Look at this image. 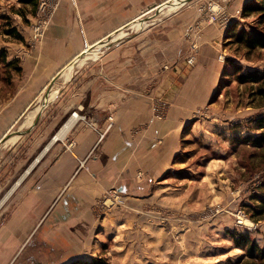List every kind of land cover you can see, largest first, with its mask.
I'll list each match as a JSON object with an SVG mask.
<instances>
[{
  "label": "rangeland",
  "instance_id": "1",
  "mask_svg": "<svg viewBox=\"0 0 264 264\" xmlns=\"http://www.w3.org/2000/svg\"><path fill=\"white\" fill-rule=\"evenodd\" d=\"M64 1L48 15L46 30ZM172 1L148 6L150 10L89 47L69 66L73 74L78 69H96L108 52L109 84L149 92L156 88L149 96L151 112L159 120L176 119L179 143L169 169L154 186H114L94 203L91 242L78 258L90 259L87 255L93 254L113 259L114 264L120 260L129 264H233L245 253L236 245L234 231L250 233L264 244V215L261 220L253 217L259 198H264V147L254 145L252 138L242 141L261 132L256 123L264 117V82H240L235 69L240 65L244 71L263 70L264 49L249 51L231 41L232 30L249 29L256 16H243L247 0H188L169 11L166 5ZM36 2L34 6L28 0H0V34H7L10 26L18 29L30 24L34 40H40L44 35L37 38L33 27L39 21L40 1ZM138 21L144 22L143 27H135ZM9 37H0L4 51ZM93 49H97L94 55L90 54ZM103 71L98 73L103 76ZM81 76L69 83L83 81ZM64 82L58 76L52 85ZM67 95L71 97L70 91ZM63 108L54 106L45 126L33 127L31 135L16 146L0 145V227L9 218L8 206L19 182L35 172L55 129L66 121L60 118L50 130V116L60 115ZM109 120L113 123L112 117ZM46 128V138L34 141ZM48 224V232L54 234V224ZM39 234L27 238V251L20 254L21 248L11 264H63L78 259L66 262L56 243L58 237Z\"/></svg>",
  "mask_w": 264,
  "mask_h": 264
},
{
  "label": "crops",
  "instance_id": "2",
  "mask_svg": "<svg viewBox=\"0 0 264 264\" xmlns=\"http://www.w3.org/2000/svg\"><path fill=\"white\" fill-rule=\"evenodd\" d=\"M166 1L65 0L40 40H34L30 24L18 27L24 39L9 37L5 51L0 38V145L16 146L33 127L40 130L54 106L64 108L50 116V130L66 117L41 154L44 160L28 180L19 182L9 203V218L0 227V264H11L21 248L20 254L26 252L27 238L38 232L50 235L48 222L54 224L50 236L58 237L64 260L78 258L91 242L96 221L92 207L107 189L152 187L169 169L178 150V124L173 116L154 118L149 96L156 88L149 92L127 84L112 87L108 52L96 69H78L65 77L89 47L150 10L148 6ZM102 68L103 76L98 73ZM58 76L66 82L52 85ZM77 76L83 81L72 85ZM54 91L57 100L52 102ZM44 130L34 141L46 138L48 128Z\"/></svg>",
  "mask_w": 264,
  "mask_h": 264
},
{
  "label": "trees",
  "instance_id": "3",
  "mask_svg": "<svg viewBox=\"0 0 264 264\" xmlns=\"http://www.w3.org/2000/svg\"><path fill=\"white\" fill-rule=\"evenodd\" d=\"M33 3L34 6L37 4L36 0H28ZM243 16L250 17L256 16L254 23L249 29H241L238 32L232 30L234 40L249 51L256 49H264V0H247L243 6ZM7 34L23 40L24 37L18 32L16 26H10L7 28ZM237 79L243 83H261L264 82V69L260 70H248L244 71L239 65L235 67ZM260 91L263 92L261 88ZM256 128L260 130V134L257 136L249 135L242 138V141H248L253 139L254 145L258 147H264V117H260L257 120ZM259 206L254 208L253 217L257 220H261V216L264 215V198L261 197ZM236 245L245 250V253L233 264H264V244L257 241L250 233H242L234 231L232 233ZM66 264H110L105 257H92L90 259L78 258Z\"/></svg>",
  "mask_w": 264,
  "mask_h": 264
},
{
  "label": "built area",
  "instance_id": "4",
  "mask_svg": "<svg viewBox=\"0 0 264 264\" xmlns=\"http://www.w3.org/2000/svg\"><path fill=\"white\" fill-rule=\"evenodd\" d=\"M38 7V22L33 24L35 36L42 37L45 34L46 27L49 24L48 17L49 14H52L55 9L60 5L62 0H39ZM97 126V125H95Z\"/></svg>",
  "mask_w": 264,
  "mask_h": 264
},
{
  "label": "bare ground",
  "instance_id": "5",
  "mask_svg": "<svg viewBox=\"0 0 264 264\" xmlns=\"http://www.w3.org/2000/svg\"><path fill=\"white\" fill-rule=\"evenodd\" d=\"M170 3V4H169ZM169 3H167V7H168V9H169V11H171V10H175L177 7H179V6H181L182 4H184V1L183 0H173L172 2H169ZM143 25H144V22H142V21H138L137 23H135V27L136 28H141V27H143ZM115 39V38H114ZM113 40V39H112ZM97 53V49H93L92 50V52L90 53V54H96ZM90 56H92V55H90ZM97 57V56H96ZM95 57V58H96ZM71 72H72V68H69V70H66V72H65V77L66 78H69L70 76H71ZM56 94V91H54L53 93H52V98H53V96ZM34 112L33 113H31L30 114V117H29V119H28V121H27V123H31L32 122V120H33V118H34ZM241 217V216H240Z\"/></svg>",
  "mask_w": 264,
  "mask_h": 264
},
{
  "label": "water",
  "instance_id": "6",
  "mask_svg": "<svg viewBox=\"0 0 264 264\" xmlns=\"http://www.w3.org/2000/svg\"><path fill=\"white\" fill-rule=\"evenodd\" d=\"M184 2L188 1V0H183Z\"/></svg>",
  "mask_w": 264,
  "mask_h": 264
}]
</instances>
